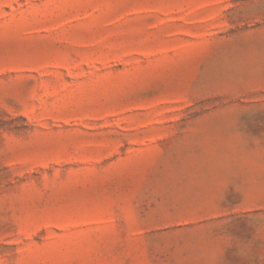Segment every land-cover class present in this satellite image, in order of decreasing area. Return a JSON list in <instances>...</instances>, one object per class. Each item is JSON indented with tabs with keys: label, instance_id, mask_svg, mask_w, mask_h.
Returning <instances> with one entry per match:
<instances>
[{
	"label": "rangeland",
	"instance_id": "1",
	"mask_svg": "<svg viewBox=\"0 0 264 264\" xmlns=\"http://www.w3.org/2000/svg\"><path fill=\"white\" fill-rule=\"evenodd\" d=\"M0 264H264V0H0Z\"/></svg>",
	"mask_w": 264,
	"mask_h": 264
}]
</instances>
